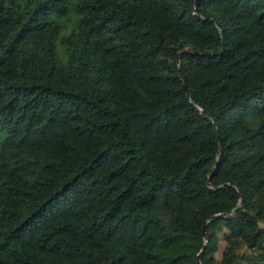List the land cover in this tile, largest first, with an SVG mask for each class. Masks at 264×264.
<instances>
[{"label": "trees", "instance_id": "trees-1", "mask_svg": "<svg viewBox=\"0 0 264 264\" xmlns=\"http://www.w3.org/2000/svg\"><path fill=\"white\" fill-rule=\"evenodd\" d=\"M197 252L264 264V0H0V264Z\"/></svg>", "mask_w": 264, "mask_h": 264}, {"label": "water", "instance_id": "water-1", "mask_svg": "<svg viewBox=\"0 0 264 264\" xmlns=\"http://www.w3.org/2000/svg\"><path fill=\"white\" fill-rule=\"evenodd\" d=\"M223 215L224 213H214V214H211L206 220L213 218L215 216H223ZM196 264H200L199 259H198V252L196 253Z\"/></svg>", "mask_w": 264, "mask_h": 264}]
</instances>
